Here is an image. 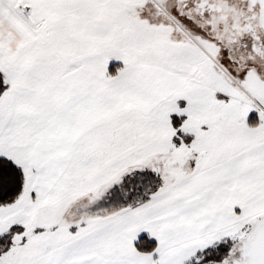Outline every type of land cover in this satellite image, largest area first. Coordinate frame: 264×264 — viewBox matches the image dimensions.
I'll list each match as a JSON object with an SVG mask.
<instances>
[{
    "label": "snow or ice",
    "instance_id": "6c2138e0",
    "mask_svg": "<svg viewBox=\"0 0 264 264\" xmlns=\"http://www.w3.org/2000/svg\"><path fill=\"white\" fill-rule=\"evenodd\" d=\"M0 264H264V0H0Z\"/></svg>",
    "mask_w": 264,
    "mask_h": 264
}]
</instances>
